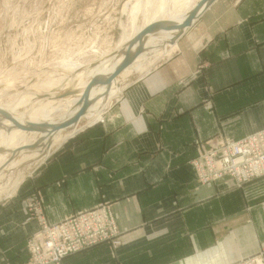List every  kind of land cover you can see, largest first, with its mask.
Listing matches in <instances>:
<instances>
[{
    "label": "crops",
    "instance_id": "1",
    "mask_svg": "<svg viewBox=\"0 0 264 264\" xmlns=\"http://www.w3.org/2000/svg\"><path fill=\"white\" fill-rule=\"evenodd\" d=\"M144 56L148 71L105 122L68 137L0 202V264L28 260L41 222L101 204L111 205L120 246L105 242L64 264H232L259 252L264 178L243 189L226 178L200 186L191 162L195 142L264 129V0H216L174 44ZM31 197L40 200L37 216Z\"/></svg>",
    "mask_w": 264,
    "mask_h": 264
},
{
    "label": "rangeland",
    "instance_id": "2",
    "mask_svg": "<svg viewBox=\"0 0 264 264\" xmlns=\"http://www.w3.org/2000/svg\"><path fill=\"white\" fill-rule=\"evenodd\" d=\"M190 1L191 4L196 2V0H0V105L9 107L8 105L15 104L20 113H28L33 108L36 109L39 107V104L43 102L53 104L54 107H58V103L61 102L62 105L59 107H64L67 104L64 100L46 101L40 100V98L37 99L36 97L40 95L43 99L44 95L52 94L56 97L58 95L60 99H63V96L67 92L77 90L79 85L85 81V68L89 67L91 64H96V62L118 49V46L124 41L123 38L125 37V39H127V36L133 33L135 17H138V24L146 23L156 13L159 14L161 19H163L162 17L166 19L170 16V13L179 8L180 5H189ZM161 2H163L165 7L159 12L158 8L162 5ZM150 58L152 59L151 61L158 60L155 56H151ZM72 64L81 66V69L70 72L65 68ZM107 64L108 62L104 63L100 68L105 67ZM63 68L65 70H63ZM147 70L146 68L143 72H133L126 81L125 78L123 79L121 75H119L117 78L119 80L118 87L122 88L124 91L126 86L142 76ZM79 71L84 72L79 75L78 79L74 78L71 80L74 77V73ZM62 72H64L66 76H63L61 74ZM52 75L57 76L52 78ZM48 78L49 80H46ZM52 79L57 85L52 89L50 88L49 90L51 91L43 89L38 90V88H35V85H42ZM75 79H77V81L79 80V83ZM6 81L9 83L11 82L10 85H8L9 83L7 84ZM31 94H36L34 95L35 98H33L34 96L31 97ZM120 95L121 94L110 102L97 121L95 120L89 123L90 121L84 118L80 123L81 126L79 125L78 131L91 124L104 123L106 114L116 103ZM29 98L31 101L28 102L30 104L32 102L31 105L28 102H25L23 106L19 104L22 103L23 100L26 101ZM73 98L74 97H70L69 99ZM35 105L36 107H33ZM71 109L72 107L56 111L53 114V118L60 119ZM35 135L32 136V138H34ZM47 135L54 136L51 133H47ZM32 138H30V140ZM46 139L42 140L43 144L48 143ZM214 139L215 138L211 140ZM211 140L195 142L197 155L194 159L199 156V146L203 144L207 145ZM57 149L58 147L54 148L49 157L43 162H37L36 160H29V162H26V160L16 168H6L5 166L2 170V179L0 175L2 187L5 190H11L22 179V182L17 187L18 189L28 176H33L37 173L44 164L55 155ZM39 156L38 154V157ZM22 157L23 156L19 154L12 161H16V163H18V161L22 162ZM225 178L232 180L235 186L241 189L245 188L249 183L260 179L256 178L253 181L246 182L239 186L232 177L226 176ZM262 178H264V176ZM196 181L200 186H205L220 180L204 184L198 179V175L196 174ZM16 191L11 196L3 197L0 202H6L14 198ZM26 202L30 214H35V216H37V208L40 204V200L31 197L29 201L26 200ZM104 208L109 209L112 213H109V216H112L116 228L109 231L108 238L84 250L64 257L60 261L61 264H64L66 258L105 242H109L113 248L120 246V241L118 240L120 231L115 220L114 212L109 204H101L91 210L79 212L56 224L71 220V222H76L78 221L79 214L88 211H98ZM45 224L49 227L54 226V224H49L44 221L41 222L40 230L27 242L26 249L29 257L24 264H29L30 261L35 258L34 254L30 251V245L35 240L38 233L39 235H45ZM71 231L70 237H74L75 233L74 231L71 233ZM36 241L38 242V239H36ZM261 251L264 253V244L259 252Z\"/></svg>",
    "mask_w": 264,
    "mask_h": 264
},
{
    "label": "bare ground",
    "instance_id": "3",
    "mask_svg": "<svg viewBox=\"0 0 264 264\" xmlns=\"http://www.w3.org/2000/svg\"><path fill=\"white\" fill-rule=\"evenodd\" d=\"M173 1H175V0H173ZM205 1L206 0H196V2L193 4H191V1H190L189 5L188 4L180 5V7L175 9L172 13H170V16L167 17L166 19H165V17H162L163 19H161L159 14L156 13L146 23L141 22L143 24H138V22H137L138 17L137 18L135 17V26L133 28V30H134L133 33L131 35H128L127 39H125V37L123 38L124 41H122V43H121L122 45L118 49H116L110 57L104 58V60L100 61V63L98 65H96L95 63H94L95 65L91 64L89 67L85 68L84 71L86 73L84 71H79L77 73H74V77L71 80H73L74 78L78 79L79 75L82 72H84V74H85V78H86L85 81L79 85L80 89L77 87L79 90L77 89V90H74L73 92H67L66 94L71 93V95H69L67 97H63V99H60L58 97V95L56 97V96H53L52 94L44 95L43 99H42V96H40V95H37V97H36L37 99L40 98V100H46V101L47 100H49V101L64 100L67 103L64 107H59L60 105H62L61 102L58 103L59 105L57 104L58 107H56V106L54 107L53 104H47V103L43 102V103L39 104V107H37L36 109L33 108L28 113L27 112L20 113L17 109V105H15V104L8 105L9 107L0 105V107L2 109L6 110L7 112H10V114H12L14 116V118H16L20 123L27 124L29 122H33L34 124L49 123V124L57 125V123H60L64 120H66L68 117L75 116V114H77L81 110V108L83 106V102H81V104H79L80 102L78 103V101L80 100L81 96L84 94L85 88L89 84L90 79L94 75L100 74V78H99L98 82L96 83V85L91 90L90 99L88 100V103H87L88 108H87L86 113L80 118L79 121L73 123L71 126L65 128V129L56 130V129H52L51 126H49L45 130L23 129L25 127H21L20 125H16L11 120L4 119V117H2L0 115L1 116L0 117V172H1L0 175H1V179L3 178L2 170L5 166H6V168L7 167L16 168V167H19V164L21 165V163H23L26 160H27L26 162H29V160H34V161L36 160L37 162L38 161L43 162L47 157H49V155L51 154V151L54 148L59 147L60 144L62 142H64L68 137L73 136V135H75V133L78 132L79 125L84 118L88 119L90 121L89 123H92L91 121L94 122L95 120L97 121L98 119H100L105 108L110 104V102L115 97H117L123 91L122 88L118 87V81H119L117 79L118 76L114 78L113 75L116 72V70L119 68V66L121 65V63L125 57L126 49L129 45V43H127V41L131 40L141 30L152 29V30L157 31V37L156 38L151 37L150 40L146 44H144L143 46H141L137 49H134L130 52V55H131L133 61H132L131 65H129L128 68L125 69L120 74L123 79L128 78V76L131 74V72L133 70L139 69L142 71V70L146 69V67L145 68L143 67V65H145V64H143L144 62H142V64H143L142 65V64H140V61L144 59V57H145L144 53L147 52V50L150 46L159 47L161 42H166V43L168 42L170 44H174L175 41H177L181 37L180 36L178 39H177V37H175L177 32H178L177 29L179 28V26L188 18L190 12L194 8H196L200 5L203 6ZM161 3H162V5H160V7L158 8L159 12H161L165 7L163 2H161ZM195 20H197V19H195ZM173 46L174 45H172V47ZM167 52H169L168 49H165V47H164V49H162V50L158 49L155 52L154 56H157V57L162 56L164 53H167ZM106 62H108V64L105 67L100 68ZM134 65H136V66H134ZM65 68L67 70H69L70 72H74V71L80 70L81 66L72 64V65H69ZM63 70H65V69L63 68ZM56 74H58V73H56ZM61 74L63 76L64 75L66 76V74L64 72H62ZM56 76L57 75H55V76L52 75V78L56 77ZM77 79H75V80L77 81ZM46 80H49V78ZM12 81H13V79H12ZM77 82L79 83V80ZM8 83L9 82H7V84ZM10 83L8 85H10ZM56 85L57 84L52 79V80L47 81L46 83H44L42 85H39V84L35 85V88H38V90L43 89L46 91H51L49 89L50 88L52 89ZM26 94H29V93H26ZM38 94H40V93H38ZM34 95H36V94H31V97H33ZM70 97H74V98L69 99ZM33 98H35V96ZM37 99H35V100H37ZM28 101H31L30 98L27 99L26 101L23 100L22 103H19V104L23 106L24 103L28 102ZM31 104H32V102H31ZM30 105H28V106H30ZM33 107H36V105ZM70 107H72V109L69 110L68 112H66V114H64L62 116V118H60V119L53 118L54 112L59 111V110L60 111L65 110L66 108H70ZM47 133H51L54 136L47 135ZM34 135H35V137L32 138V136H34ZM30 138H32V139L30 140ZM44 139L48 140V143L43 144L42 140H44ZM31 146H33V147L30 148ZM27 150H29V151H27ZM36 151H37V153H36ZM19 154L21 156H23L22 162H20V161H18V163H16V161L13 162L12 160ZM38 154L40 155L39 156L40 158L38 157ZM1 179H0V200L3 197L11 196L16 191L19 184L22 182V179H21L11 190H5L2 187ZM54 225H56V224H54Z\"/></svg>",
    "mask_w": 264,
    "mask_h": 264
},
{
    "label": "built area",
    "instance_id": "4",
    "mask_svg": "<svg viewBox=\"0 0 264 264\" xmlns=\"http://www.w3.org/2000/svg\"><path fill=\"white\" fill-rule=\"evenodd\" d=\"M202 183L232 177L241 186L264 176V129L238 141L214 139L199 146V156L192 161ZM109 209L88 211L78 221H65L52 227L44 225L45 235H37L31 243L35 258L29 264H61L64 257L108 238L115 223ZM73 229V230H72ZM74 237H70V231ZM43 231V232H44ZM71 231V233H72ZM38 239V242L36 241ZM263 251L232 264H264Z\"/></svg>",
    "mask_w": 264,
    "mask_h": 264
},
{
    "label": "water",
    "instance_id": "5",
    "mask_svg": "<svg viewBox=\"0 0 264 264\" xmlns=\"http://www.w3.org/2000/svg\"><path fill=\"white\" fill-rule=\"evenodd\" d=\"M215 1L216 0H206L205 3L203 4V6L200 5L196 8H194L190 12L188 18L177 29L178 32H177L175 37H177V39H178L180 36H182L192 26L195 19H198ZM151 37L156 38L157 37V31L152 30V29H146V30H141L131 40L127 41V43H129V45L126 49L125 57H124L121 65L119 66V68L114 73V75H113L114 78L119 76L125 69L128 68L129 65H131L133 59L130 55V52L132 50L137 49V48L143 46L144 44H146L150 40ZM120 46H118V47H120ZM113 53H114V51L111 52L108 56H106L104 58L110 57ZM104 58L101 59L100 61H103ZM100 61L96 62V65H98L100 63ZM99 78H100V74H96L90 79L89 84L85 88L84 94L81 96L80 100L78 101V103L80 102L79 104H81V102H83V106H82L81 110L77 114H75V116L68 117L66 120H64L60 123H57V125L49 124V123L34 124L33 122L23 124V123H20L16 118H14V116L12 114H10V112H7L6 110L2 109L1 107H0V115L6 119L11 120L16 125H20L21 127H25L23 129L45 130L49 126H51L52 129H56V130L65 129V128L71 126L73 123L79 121L80 118L86 113L87 108H88L87 103H88V100L90 99L91 90L96 85ZM69 95H71V93L65 94L63 97H67ZM31 147H33V146H31Z\"/></svg>",
    "mask_w": 264,
    "mask_h": 264
}]
</instances>
